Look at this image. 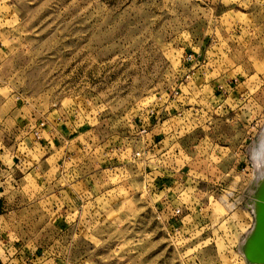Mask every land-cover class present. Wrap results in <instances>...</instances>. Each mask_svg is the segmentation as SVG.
I'll return each instance as SVG.
<instances>
[{
	"label": "rangeland",
	"instance_id": "rangeland-1",
	"mask_svg": "<svg viewBox=\"0 0 264 264\" xmlns=\"http://www.w3.org/2000/svg\"><path fill=\"white\" fill-rule=\"evenodd\" d=\"M263 132L264 0H0V147L32 206L0 221L7 264H246Z\"/></svg>",
	"mask_w": 264,
	"mask_h": 264
},
{
	"label": "crops",
	"instance_id": "crops-1",
	"mask_svg": "<svg viewBox=\"0 0 264 264\" xmlns=\"http://www.w3.org/2000/svg\"><path fill=\"white\" fill-rule=\"evenodd\" d=\"M74 129L77 130V127H74L72 124L69 126V124L65 123L64 128L61 129L60 131L56 128L53 129L52 132L48 134L46 141L47 143L51 140L53 141L54 137H56L57 139L59 137L63 139L64 136L72 135L73 132H76L73 131ZM6 152L13 153V150L0 147V189H2L0 190V217L4 216L5 218H7L4 220L0 219V221L6 220L5 223L9 222L8 219L10 217L9 215L18 212L19 211L18 209L32 208V206H30L28 203H25V199L22 200V198H25L26 196L29 197L27 192H25L22 189L19 190V188L18 189L13 188V184L15 185L18 182L22 184V181H27V182L30 181L28 179L31 177V174L26 173L25 175L24 172L25 168L28 167L26 164V162H28V159H25V157L23 158V156L21 158L15 156L11 159L10 158L7 159L8 154H6ZM37 168L41 170V164H39ZM18 173H21L20 178L19 176H17ZM48 178L49 177L47 176L46 173L43 175L40 174L38 178L39 179L38 185L40 191H42V188H44L43 196H47L46 193L48 192V183H49ZM18 197H20L21 200H17ZM186 209L191 211L190 215H194L192 213H196L198 210V208H186ZM0 264H5L1 256H0Z\"/></svg>",
	"mask_w": 264,
	"mask_h": 264
},
{
	"label": "water",
	"instance_id": "water-1",
	"mask_svg": "<svg viewBox=\"0 0 264 264\" xmlns=\"http://www.w3.org/2000/svg\"><path fill=\"white\" fill-rule=\"evenodd\" d=\"M264 181V180H263ZM256 188L257 208L254 216V228L240 246L241 255L246 264H264V182ZM253 185V184H252ZM252 188H254L252 186ZM251 197V195H250Z\"/></svg>",
	"mask_w": 264,
	"mask_h": 264
},
{
	"label": "built area",
	"instance_id": "built-area-1",
	"mask_svg": "<svg viewBox=\"0 0 264 264\" xmlns=\"http://www.w3.org/2000/svg\"><path fill=\"white\" fill-rule=\"evenodd\" d=\"M187 78V80H189V81H193L194 83L196 82V80H195V78L194 77H186ZM200 83V85H199V87H201V89H202V80L199 82ZM222 89V88H221ZM174 96H177V99H178V96H180L179 94L177 95V93H174ZM165 101H167V100H165ZM177 101L178 100H176V103H177ZM168 104V103H167ZM181 108H183V105H181ZM179 108L178 109H173V110H168V113H169V115H170V113L171 112H173V115H174V117L173 118H179L181 121H185L186 119L188 120V122L189 123H193V121L194 120H199L200 119V122H198V124L196 123V124H194L191 128L189 127V128H187V129H185L184 127H182V129L185 131V132H193V131H196V130H202V108L200 109V110H198V109H193V108H188V109H182V110H179ZM164 111V113L167 111V109H165V110H163ZM154 115V113H153V111L151 110L150 111V116L148 117V118H150V119H154V121H155V124L156 125H153V127H155V129L157 128V126H158V124L160 123V121L159 120H162V116H161V118H160V116L159 115H156L155 114V116H153ZM190 120V121H189ZM144 125V124H143ZM151 127V126H150ZM150 131V128H145L144 129V127L143 126H140V132H139V134L140 135H142V134H147L148 132ZM154 140V139H153ZM146 153H144V151L143 150H137L134 154H133V158L134 159H136L137 161H139V160H141L142 159V157L145 155ZM148 154V153H147ZM155 154H154V152L151 154V159L153 160V159H155ZM155 168H157V166H155ZM188 175V174H187ZM194 175H196V173H194ZM188 176H190V174L188 175ZM169 177H171V178H173V180H184V176H179L178 174H174V175H171V176H169ZM194 177V176H193ZM186 179H190V178H186ZM174 208V207H173ZM185 208H196V207H176L175 209H173V216L174 217H176V218H180L181 217V215L183 214V210H185ZM200 208H198V210H199ZM188 211V210H187ZM9 258H6V261H9V264H12V261H13V259H12V257L9 255L8 256ZM21 263H22V261H21ZM20 263V264H21ZM5 264H7L6 262H5ZM23 264V263H22Z\"/></svg>",
	"mask_w": 264,
	"mask_h": 264
},
{
	"label": "bare ground",
	"instance_id": "bare-ground-1",
	"mask_svg": "<svg viewBox=\"0 0 264 264\" xmlns=\"http://www.w3.org/2000/svg\"><path fill=\"white\" fill-rule=\"evenodd\" d=\"M263 153H264V132L262 133L261 139L257 143L256 149L254 151V155L257 156L258 158H261L263 156ZM263 180H264V166L262 167V169L260 171L258 170V176H256V178H255V182L253 184L254 188H252V192H251V205H250L249 209L252 211L253 215L255 214V211L257 208V197H255L256 188H258L260 186V183ZM253 219H254V216H253ZM253 228H254V220H253L252 227L250 228L249 232L246 234L245 238L241 241V243L239 245V252H240V246L242 245L243 241H245L246 237L251 234ZM240 254H241V252H240Z\"/></svg>",
	"mask_w": 264,
	"mask_h": 264
}]
</instances>
